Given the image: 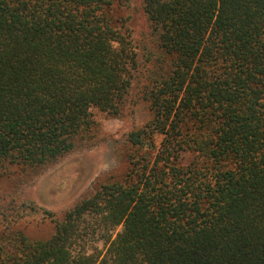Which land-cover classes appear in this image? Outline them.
<instances>
[{"label": "trees", "instance_id": "obj_1", "mask_svg": "<svg viewBox=\"0 0 264 264\" xmlns=\"http://www.w3.org/2000/svg\"><path fill=\"white\" fill-rule=\"evenodd\" d=\"M116 1L0 0V179L82 147L93 109L122 115L141 61ZM144 3L155 116L130 171L48 238L0 234V264H264V0Z\"/></svg>", "mask_w": 264, "mask_h": 264}, {"label": "rangeland", "instance_id": "obj_2", "mask_svg": "<svg viewBox=\"0 0 264 264\" xmlns=\"http://www.w3.org/2000/svg\"><path fill=\"white\" fill-rule=\"evenodd\" d=\"M144 5V0H117L111 9L115 25L130 34L141 61V70L136 72L122 115L93 109L96 126L79 145L82 147L51 167L28 171L10 167L0 179V234L20 230L33 238H48L54 233L52 218H64L68 210L101 185L125 179L137 152L129 134L149 127L155 116L143 93L150 68L154 63L158 65L157 46ZM152 139L157 144L153 147L156 152L161 136L155 134ZM192 158L191 153L185 154V161ZM30 204L37 211L30 209ZM47 210L53 217H49ZM88 247L89 252L96 247L103 249L104 240L96 236Z\"/></svg>", "mask_w": 264, "mask_h": 264}]
</instances>
